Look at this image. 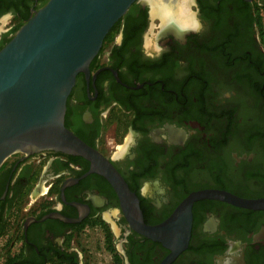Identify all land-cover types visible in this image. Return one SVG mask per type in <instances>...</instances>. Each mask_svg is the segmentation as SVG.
Here are the masks:
<instances>
[{"label":"flooded vegetation","instance_id":"obj_1","mask_svg":"<svg viewBox=\"0 0 264 264\" xmlns=\"http://www.w3.org/2000/svg\"><path fill=\"white\" fill-rule=\"evenodd\" d=\"M48 1L0 0V20L11 23L0 50ZM154 6L135 3L89 75L77 76L67 128L113 164L150 226L197 191L264 198V0ZM180 18L183 30L171 23ZM90 166L50 150L3 164L0 264L166 261L171 251L131 229L116 191ZM192 213L189 245L169 264H264V211L201 200Z\"/></svg>","mask_w":264,"mask_h":264},{"label":"water","instance_id":"obj_2","mask_svg":"<svg viewBox=\"0 0 264 264\" xmlns=\"http://www.w3.org/2000/svg\"><path fill=\"white\" fill-rule=\"evenodd\" d=\"M137 2L145 4V0H49L0 50V168L17 153L50 150L86 159L91 165L87 174L103 176L116 191L131 229L171 251L163 263L169 264L189 245L196 202L217 200L264 211V198L197 191L166 221L150 226L137 195L113 164L67 128V101L77 76L89 75L107 35Z\"/></svg>","mask_w":264,"mask_h":264},{"label":"rangeland","instance_id":"obj_3","mask_svg":"<svg viewBox=\"0 0 264 264\" xmlns=\"http://www.w3.org/2000/svg\"><path fill=\"white\" fill-rule=\"evenodd\" d=\"M0 30H7L9 27H10V25H11V23H10V20L9 19H7V18H3V19H1L0 20ZM20 27V26H19ZM19 27H17L16 28V30L19 28ZM154 28H158L159 27V22L157 21V22H155L154 23V26H153ZM15 30V32H14V35H13V37L15 36V34H16V31ZM13 37H11V39L13 38ZM111 37V36H110ZM113 40V37H111L110 38V40L108 41V43H110L111 41ZM92 239H94V238H98L99 236L96 234V233H90V235H89Z\"/></svg>","mask_w":264,"mask_h":264},{"label":"bare ground","instance_id":"obj_4","mask_svg":"<svg viewBox=\"0 0 264 264\" xmlns=\"http://www.w3.org/2000/svg\"><path fill=\"white\" fill-rule=\"evenodd\" d=\"M147 2L152 6V9L154 10V3L157 2V0H147ZM160 14V13H159ZM161 15V14H160ZM159 16V15H157ZM160 17V16H159ZM172 19V18H170ZM182 18L178 19V20H171V23L174 24V26L178 29V30H183L185 28H187L188 26V22L185 20H181ZM169 24V23H168Z\"/></svg>","mask_w":264,"mask_h":264},{"label":"trees","instance_id":"obj_5","mask_svg":"<svg viewBox=\"0 0 264 264\" xmlns=\"http://www.w3.org/2000/svg\"><path fill=\"white\" fill-rule=\"evenodd\" d=\"M25 23H26V22H25ZM25 23H24V24H25ZM24 24H23V25H24ZM23 25H22V26H23ZM22 26H20L16 31H18ZM114 27H115V26H114ZM114 27H113V28H114ZM113 28H112V29H113ZM16 33H17V32H16ZM10 40H11V39H10ZM10 40L6 43V45L10 42ZM6 45H5V46H6ZM5 46H4V47H5Z\"/></svg>","mask_w":264,"mask_h":264}]
</instances>
